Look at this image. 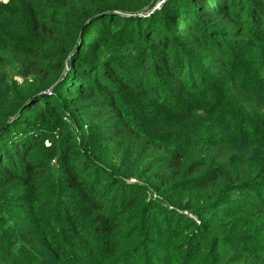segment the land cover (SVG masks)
<instances>
[{
	"label": "trees",
	"instance_id": "16d2710c",
	"mask_svg": "<svg viewBox=\"0 0 264 264\" xmlns=\"http://www.w3.org/2000/svg\"><path fill=\"white\" fill-rule=\"evenodd\" d=\"M156 1L0 2V264H264V0Z\"/></svg>",
	"mask_w": 264,
	"mask_h": 264
},
{
	"label": "rangeland",
	"instance_id": "374dc122",
	"mask_svg": "<svg viewBox=\"0 0 264 264\" xmlns=\"http://www.w3.org/2000/svg\"><path fill=\"white\" fill-rule=\"evenodd\" d=\"M165 0H157L155 2L154 8L155 9H159L161 7V4L164 2ZM3 73H5L6 78L12 81H16L17 83H21V80H19V78L17 77V74L14 71H11L10 69H5L3 68ZM135 180V179H133ZM186 215H189L187 212L184 213ZM190 217H192L191 215H189Z\"/></svg>",
	"mask_w": 264,
	"mask_h": 264
},
{
	"label": "built area",
	"instance_id": "2783aa9c",
	"mask_svg": "<svg viewBox=\"0 0 264 264\" xmlns=\"http://www.w3.org/2000/svg\"><path fill=\"white\" fill-rule=\"evenodd\" d=\"M0 2H1V3H4V2H6V0H0ZM131 181L134 182L135 180L131 179Z\"/></svg>",
	"mask_w": 264,
	"mask_h": 264
}]
</instances>
